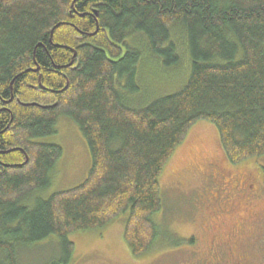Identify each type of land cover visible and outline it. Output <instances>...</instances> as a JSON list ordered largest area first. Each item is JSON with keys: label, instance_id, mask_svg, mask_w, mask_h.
Here are the masks:
<instances>
[{"label": "trees", "instance_id": "obj_1", "mask_svg": "<svg viewBox=\"0 0 264 264\" xmlns=\"http://www.w3.org/2000/svg\"><path fill=\"white\" fill-rule=\"evenodd\" d=\"M138 36L145 46H131ZM178 36L187 82L135 106L142 49L180 65ZM61 115L92 165L82 184L33 199L63 155L35 139ZM200 120L232 164L264 156V0H0V264H22L21 251L53 236L62 254L48 264H68L70 234L127 211L125 241L143 255L159 235V178Z\"/></svg>", "mask_w": 264, "mask_h": 264}, {"label": "rangeland", "instance_id": "obj_2", "mask_svg": "<svg viewBox=\"0 0 264 264\" xmlns=\"http://www.w3.org/2000/svg\"><path fill=\"white\" fill-rule=\"evenodd\" d=\"M182 38L176 37L180 65H166L147 47L142 49L137 74L140 90L127 93L135 106L183 88L191 59ZM128 41L131 46L147 44L139 36ZM56 130L35 139L62 146L63 155L52 171L51 185L33 199L82 184L92 165L88 143L74 120L59 116ZM159 180L163 204L154 215L159 235L147 252L134 256L125 241L127 211L103 228L70 234L75 248L68 264H264V219L256 218L264 213V156L232 164L216 126L200 120L177 147ZM258 182L260 195L256 196L251 186ZM61 254L59 240L53 236L21 251L19 257L22 264H48Z\"/></svg>", "mask_w": 264, "mask_h": 264}, {"label": "flooded vegetation", "instance_id": "obj_3", "mask_svg": "<svg viewBox=\"0 0 264 264\" xmlns=\"http://www.w3.org/2000/svg\"><path fill=\"white\" fill-rule=\"evenodd\" d=\"M252 184V183H251ZM260 185H261V183H259L258 182V184H252V186H251V188L253 189V192L256 194V196H259L260 194L259 193H257V191L258 192H260ZM253 186H254V188H253ZM245 188L247 189L248 188V186H245ZM256 190V191H255ZM256 218H257V221L258 222H263V219H264V213H257V216H256ZM246 220V219H245ZM219 250V252L221 251L222 253H224V249L223 248H220V249H218Z\"/></svg>", "mask_w": 264, "mask_h": 264}, {"label": "water", "instance_id": "obj_4", "mask_svg": "<svg viewBox=\"0 0 264 264\" xmlns=\"http://www.w3.org/2000/svg\"><path fill=\"white\" fill-rule=\"evenodd\" d=\"M40 82H41V79H40Z\"/></svg>", "mask_w": 264, "mask_h": 264}]
</instances>
